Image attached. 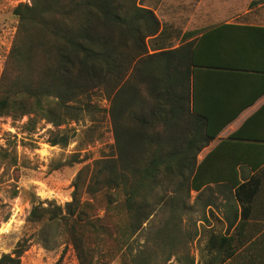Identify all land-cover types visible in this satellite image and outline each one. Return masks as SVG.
<instances>
[{"label": "trees", "instance_id": "obj_1", "mask_svg": "<svg viewBox=\"0 0 264 264\" xmlns=\"http://www.w3.org/2000/svg\"><path fill=\"white\" fill-rule=\"evenodd\" d=\"M14 13L19 20L0 77V115H28L31 124L34 114L60 127L84 110L94 112L91 100L102 93L114 130L111 152L93 163L88 198L81 199L75 183L70 201L34 204L29 218L45 230L51 222L64 225L79 264L117 258L120 264H166L173 256L187 260L183 264H224L235 257L232 235L211 236L212 254L203 263L175 250L177 239L185 243L191 233L183 232L173 192L186 203L192 190L222 180L207 171L208 158L198 161L206 142L190 135L193 44L150 53L147 38L159 32L160 21L138 0H30ZM61 132L49 139L52 145L69 144L68 132ZM242 187L236 195L244 204L250 198ZM98 195L105 198L102 215ZM161 211L167 216L141 243L137 235ZM27 249V241H19L0 255V264H21Z\"/></svg>", "mask_w": 264, "mask_h": 264}, {"label": "crops", "instance_id": "obj_2", "mask_svg": "<svg viewBox=\"0 0 264 264\" xmlns=\"http://www.w3.org/2000/svg\"><path fill=\"white\" fill-rule=\"evenodd\" d=\"M160 21L150 53L191 42L190 135L222 176L209 189L238 245L237 264H264V0H138ZM194 54V55H193ZM240 185L244 204L236 192ZM233 257L232 260L235 259Z\"/></svg>", "mask_w": 264, "mask_h": 264}, {"label": "rangeland", "instance_id": "obj_3", "mask_svg": "<svg viewBox=\"0 0 264 264\" xmlns=\"http://www.w3.org/2000/svg\"><path fill=\"white\" fill-rule=\"evenodd\" d=\"M21 2L30 0H0V77L18 26L14 8ZM140 88L147 94L145 84ZM91 103L97 107L94 112L84 110L79 119L69 120L60 127L34 114L31 117H35V123L31 124L28 115L17 119L0 115V255L11 252L19 241L26 240L28 249L21 264H79L64 225L51 222L45 230L47 226L44 223L32 221L29 216L34 204L47 206L53 202L64 205L70 201L75 183L79 184L81 199L88 198L85 187L93 163L110 153L114 143L109 99L97 93ZM59 130L70 135L67 146L49 142L62 133ZM209 195H214L209 189L201 192L192 190L184 203V197L173 192L175 203L180 201L183 232L191 233L185 243L177 239L175 250L189 259L195 257L199 263L205 262L212 254L207 248L211 236H229L226 223L220 218L223 214L219 196L215 199L214 209H209ZM95 204L102 215L104 196L98 195ZM166 216L164 211L158 212L150 223L144 224L137 239L141 243L145 241ZM178 234L180 237L181 231ZM234 244L239 250L241 245L236 239ZM158 253L162 255L161 248ZM232 259L224 264H237L241 260L237 257ZM260 260L264 263V257ZM185 261H178L173 256L166 264H183ZM111 264H120V260L117 258Z\"/></svg>", "mask_w": 264, "mask_h": 264}]
</instances>
